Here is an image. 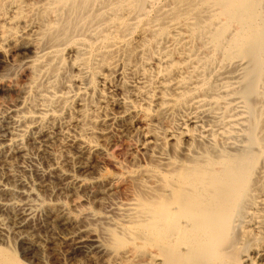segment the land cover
<instances>
[{
    "label": "bare ground",
    "instance_id": "bare-ground-1",
    "mask_svg": "<svg viewBox=\"0 0 264 264\" xmlns=\"http://www.w3.org/2000/svg\"><path fill=\"white\" fill-rule=\"evenodd\" d=\"M0 54L15 68L0 80L1 163L27 140L61 141L86 175L126 144L112 178L48 167L92 200L39 204L72 231L73 259L264 264V0H0ZM26 201L0 212L30 244ZM4 220L0 264H27Z\"/></svg>",
    "mask_w": 264,
    "mask_h": 264
},
{
    "label": "rangeland",
    "instance_id": "rangeland-1",
    "mask_svg": "<svg viewBox=\"0 0 264 264\" xmlns=\"http://www.w3.org/2000/svg\"><path fill=\"white\" fill-rule=\"evenodd\" d=\"M14 69L15 68L10 64V62L6 60L2 54H0V80L1 77H8L7 75L13 73ZM0 97V101H3L4 104L6 103L5 105L11 104V99H9L8 94H6L5 92H0ZM66 145L67 144L62 143L61 141L44 143L42 140H38L36 142L27 140L24 144H22V147L25 149H23V156L15 157L13 155H10L1 159L3 160V163H1L0 161V182L2 181L4 184L10 187L15 186L16 184V187L18 186V193L12 196L1 197L0 202L22 203L26 200H30L26 201L28 205L30 204L27 208L33 211V216L28 222L29 227L22 232L23 236H26V238H29L31 240L30 244L21 243L18 239L15 238L16 236L14 232H16V230H14L12 227L14 226L13 224L16 221H14V218L11 215L0 212V219H5L4 222L6 221L8 223L7 225L9 226L7 227L9 229L12 228V230L5 229L7 249L15 251L19 258L21 260H24L27 264H80L84 262L83 257H77L73 259L69 255V250L66 242L72 231H65V229L54 225L51 220L47 218L44 210L40 207L41 202L51 203L54 201L62 200L65 204L69 205L68 203L71 204L74 200L80 201V203L82 201L81 204L83 206L90 207L92 200L88 198L89 196L87 194H84L82 191L78 192V199H76L69 195L66 190H64V188H66V186L70 184L71 181L68 177L66 178V176L70 175L74 178L79 177V179L90 180L91 177L93 178V176H97L98 173L104 174L107 171L106 174H108V178H112V176L114 175L113 171L115 172V168L112 167L114 166L112 164L114 162L112 161L114 160L115 162H121V160L124 159L126 151L125 142L122 139H118V141L114 145L108 146L105 149L107 153H104V158L102 156L96 158L97 160H90L92 166L94 165V173L92 172V174H90L91 172L88 171L86 172V175L85 173H82L80 175V173H78L76 170V164H78L80 158L77 157L78 155L76 151L73 150V147L72 149L70 145ZM73 163H75L76 166ZM52 165L59 168L61 166L62 168L60 169L66 174V176L63 178L57 175L53 176V174L49 175L51 174L48 173L49 168H54ZM110 171H112V173ZM67 172H69V174ZM72 172L73 174L71 175L70 173ZM19 179H21V181ZM22 181L24 183H22ZM19 184H21V186H19ZM116 185L117 183L115 184V186ZM116 187H119V184ZM26 191H28L29 193L31 191L29 199H24V197L22 196L21 192ZM29 248L32 249L31 252L29 251L27 254H25V257L20 256L22 251H27ZM53 250H56V252H54Z\"/></svg>",
    "mask_w": 264,
    "mask_h": 264
}]
</instances>
